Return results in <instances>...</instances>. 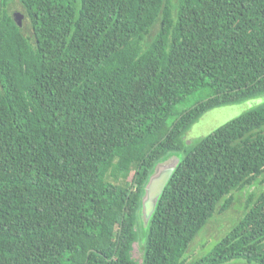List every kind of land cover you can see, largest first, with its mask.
Returning a JSON list of instances; mask_svg holds the SVG:
<instances>
[{
	"label": "trees",
	"instance_id": "1",
	"mask_svg": "<svg viewBox=\"0 0 264 264\" xmlns=\"http://www.w3.org/2000/svg\"><path fill=\"white\" fill-rule=\"evenodd\" d=\"M12 1L0 0V264H264V100L184 138L208 109L264 96V0H17L29 32ZM171 154L143 226V187Z\"/></svg>",
	"mask_w": 264,
	"mask_h": 264
},
{
	"label": "rangeland",
	"instance_id": "2",
	"mask_svg": "<svg viewBox=\"0 0 264 264\" xmlns=\"http://www.w3.org/2000/svg\"><path fill=\"white\" fill-rule=\"evenodd\" d=\"M9 9L11 12H20L22 13V9L20 7V4L17 0L12 1V3L9 6ZM22 24L24 26V30L26 32L30 31V27L28 24H25V20L22 16L21 18ZM206 93L203 90H198L192 95H190L185 102L182 104H179L178 108H185L193 103H195L197 100L202 99L205 97ZM264 100V96L261 98H253L249 100H243L237 103H230L225 105H220L213 107L211 109H208L206 112H204L195 122H193L188 130L184 134L185 143L192 142L199 137H202L212 130L216 129L220 125L224 124L225 122L235 118L239 114H241L243 111L249 109L250 107H253L256 105L260 100ZM255 185L246 188L242 193L235 192L232 194V203L230 207H228L223 212H220L214 217H212L211 220L207 222L204 229H202L194 238V240L191 242L187 252H186V258L187 260L196 259L204 254H206L212 246L221 238L223 234H225L232 223L242 215L243 209H244V196L247 191L255 190ZM145 238V232L144 228L140 227L138 229V236L137 240L132 245V257L136 259L137 261H140L141 259V248L139 246V242H142ZM224 264H248L242 260H231L228 262H225Z\"/></svg>",
	"mask_w": 264,
	"mask_h": 264
},
{
	"label": "water",
	"instance_id": "3",
	"mask_svg": "<svg viewBox=\"0 0 264 264\" xmlns=\"http://www.w3.org/2000/svg\"><path fill=\"white\" fill-rule=\"evenodd\" d=\"M22 14L20 12H13V19L18 26L21 25ZM179 156L171 154L163 160L158 161L152 172L150 173L144 187L141 197L140 217L142 225L146 226L159 195L161 194L167 180L169 179L172 171L176 167Z\"/></svg>",
	"mask_w": 264,
	"mask_h": 264
}]
</instances>
